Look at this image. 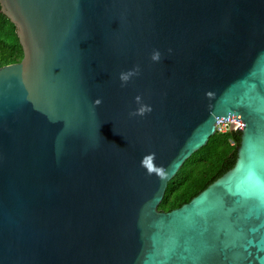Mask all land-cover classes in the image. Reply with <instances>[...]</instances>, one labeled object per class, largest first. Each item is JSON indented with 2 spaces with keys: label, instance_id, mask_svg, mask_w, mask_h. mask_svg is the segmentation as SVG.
Listing matches in <instances>:
<instances>
[{
  "label": "water",
  "instance_id": "water-1",
  "mask_svg": "<svg viewBox=\"0 0 264 264\" xmlns=\"http://www.w3.org/2000/svg\"><path fill=\"white\" fill-rule=\"evenodd\" d=\"M0 3V264H264V0ZM218 119L234 166L160 209Z\"/></svg>",
  "mask_w": 264,
  "mask_h": 264
},
{
  "label": "trees",
  "instance_id": "trees-1",
  "mask_svg": "<svg viewBox=\"0 0 264 264\" xmlns=\"http://www.w3.org/2000/svg\"><path fill=\"white\" fill-rule=\"evenodd\" d=\"M24 51L14 22L1 11L0 67L22 60ZM241 131L216 132L202 148L194 152L168 182L159 208L180 207L232 168L236 162ZM232 141L235 144H232Z\"/></svg>",
  "mask_w": 264,
  "mask_h": 264
},
{
  "label": "clouds",
  "instance_id": "clouds-1",
  "mask_svg": "<svg viewBox=\"0 0 264 264\" xmlns=\"http://www.w3.org/2000/svg\"><path fill=\"white\" fill-rule=\"evenodd\" d=\"M153 61H159L161 59V53L159 51L154 52L153 56H152ZM139 74V69H135V70H131L127 73H121L120 74V80L122 82V85H126L133 76L138 75ZM102 101L97 99L95 101V104L98 106ZM136 102L140 105V107H138L135 111L130 113V116H144L148 113H150L153 109L150 105H146L142 103V97L137 96L136 97ZM152 158H154L155 154H151ZM141 166L145 167V161L142 160L141 161ZM148 171V173L151 175L153 174L154 171H156V169L154 168H147L146 169Z\"/></svg>",
  "mask_w": 264,
  "mask_h": 264
},
{
  "label": "built area",
  "instance_id": "built-area-1",
  "mask_svg": "<svg viewBox=\"0 0 264 264\" xmlns=\"http://www.w3.org/2000/svg\"><path fill=\"white\" fill-rule=\"evenodd\" d=\"M240 123L241 122L237 120L221 121L220 119H218L216 123V132L225 133L230 130L238 131L237 127L240 125ZM232 144H235V142L232 141Z\"/></svg>",
  "mask_w": 264,
  "mask_h": 264
}]
</instances>
